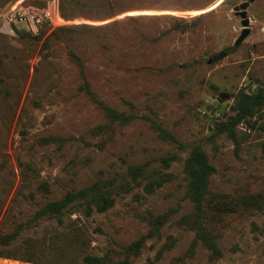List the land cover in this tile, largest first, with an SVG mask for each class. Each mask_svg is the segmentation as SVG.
<instances>
[{"label":"rangeland","instance_id":"obj_1","mask_svg":"<svg viewBox=\"0 0 264 264\" xmlns=\"http://www.w3.org/2000/svg\"><path fill=\"white\" fill-rule=\"evenodd\" d=\"M242 1L250 0H0V232L30 222L19 240L41 236L56 225L32 220L46 202L115 179L123 185L113 206L80 217L92 254L117 261L144 237L129 251L131 264H264V209L207 212L203 222L220 253L201 242L191 247L198 216L184 170L198 144L215 167L213 194L264 192V108L233 133L218 127L237 92H256L264 82V0L249 2L250 32L234 46L242 25L233 8ZM49 4L67 18L53 16L40 40L38 32L22 27L29 35L20 37L8 26L14 7ZM173 17L187 28L173 29ZM62 26L73 31L56 29ZM69 50L83 59L97 102L81 90ZM101 104L134 117L109 124ZM129 165L156 172L161 185L147 191V178L127 174Z\"/></svg>","mask_w":264,"mask_h":264},{"label":"trees","instance_id":"obj_2","mask_svg":"<svg viewBox=\"0 0 264 264\" xmlns=\"http://www.w3.org/2000/svg\"><path fill=\"white\" fill-rule=\"evenodd\" d=\"M66 14L61 11V19L65 20ZM175 20L172 28L184 31L187 22ZM11 29L18 36L29 35L23 28L12 24ZM48 27L42 26L35 39L40 40L48 31ZM56 29L73 31L72 27H58ZM55 31V30H54ZM227 51V50H226ZM69 56L82 78L81 90L97 102L90 83L85 74V63L73 50H69ZM234 104L231 107L232 114L228 119L219 124V131L233 133L235 125L256 116L264 108V82L256 92L240 90L235 95ZM109 124L118 122L128 123L134 116L119 112L108 105L101 104ZM160 132L173 141L176 138L167 130L158 127ZM103 130L104 127H101ZM168 163V158L164 159ZM184 170L188 175L187 196L193 202L197 216L194 219L195 236L191 247L198 242L209 248L214 255L220 250L216 245L215 233L203 222L207 219V212L214 216H227L230 213H243L250 208L264 209V192H249L240 195L217 196L209 190L210 176L215 172V167L209 161L207 154L200 145H193L184 163ZM127 174L136 176L143 175L147 178V191L151 192L155 186H160L156 172L145 173L144 165H129ZM123 184H116L115 179H98L93 183L73 191L66 192L60 199L46 202L39 208L33 217V221L39 218L55 220V226H48L44 233L38 237H27L19 240L22 230L30 227V222L18 224L12 232H0V258L14 259L36 264H131L129 251L136 253L139 249L142 237L137 242L125 248L126 254L123 259L112 261L108 256H98L89 252V232L87 227L80 222V217H90L95 212L103 213L114 204L116 195ZM39 188L49 192V186L42 182ZM210 208V209H209ZM75 215V217H72ZM164 215L154 217L152 224L157 227L162 223Z\"/></svg>","mask_w":264,"mask_h":264},{"label":"built area","instance_id":"obj_3","mask_svg":"<svg viewBox=\"0 0 264 264\" xmlns=\"http://www.w3.org/2000/svg\"><path fill=\"white\" fill-rule=\"evenodd\" d=\"M50 5L51 4H49V7L43 8H37L34 6H21L19 8L14 7L12 13L8 17V26L11 27L12 24H14L19 28H26L29 32H38L42 25H52L53 16H61V14H59L58 6L53 5L54 7H52Z\"/></svg>","mask_w":264,"mask_h":264},{"label":"water","instance_id":"obj_4","mask_svg":"<svg viewBox=\"0 0 264 264\" xmlns=\"http://www.w3.org/2000/svg\"><path fill=\"white\" fill-rule=\"evenodd\" d=\"M253 0L250 1H242L241 3H239L238 5L234 6V14L239 16L241 19V25H242V30L240 35L238 36V38L236 39V41L234 42V46H238L241 44V42L246 38V36L249 34L250 32V28L248 27L249 25V18L247 17V13H246V8L248 7L249 2H251ZM225 56V53L219 52L216 55H214L211 59H209L208 62H215L220 60L221 58H223ZM229 95L227 94L226 97H228Z\"/></svg>","mask_w":264,"mask_h":264},{"label":"bare ground","instance_id":"obj_5","mask_svg":"<svg viewBox=\"0 0 264 264\" xmlns=\"http://www.w3.org/2000/svg\"><path fill=\"white\" fill-rule=\"evenodd\" d=\"M21 7V6H20Z\"/></svg>","mask_w":264,"mask_h":264}]
</instances>
